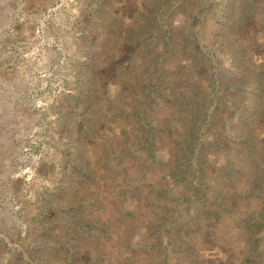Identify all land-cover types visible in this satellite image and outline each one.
<instances>
[{
	"label": "rangeland",
	"instance_id": "obj_1",
	"mask_svg": "<svg viewBox=\"0 0 264 264\" xmlns=\"http://www.w3.org/2000/svg\"><path fill=\"white\" fill-rule=\"evenodd\" d=\"M0 264H264V0H0Z\"/></svg>",
	"mask_w": 264,
	"mask_h": 264
}]
</instances>
